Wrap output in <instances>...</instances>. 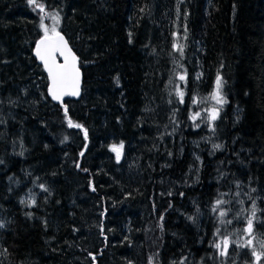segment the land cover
Masks as SVG:
<instances>
[{
    "label": "trees",
    "instance_id": "trees-1",
    "mask_svg": "<svg viewBox=\"0 0 264 264\" xmlns=\"http://www.w3.org/2000/svg\"><path fill=\"white\" fill-rule=\"evenodd\" d=\"M37 3L0 0V264H239L264 217V0ZM53 20L82 75L63 107L32 56ZM218 76L211 152L190 114Z\"/></svg>",
    "mask_w": 264,
    "mask_h": 264
},
{
    "label": "rangeland",
    "instance_id": "rangeland-1",
    "mask_svg": "<svg viewBox=\"0 0 264 264\" xmlns=\"http://www.w3.org/2000/svg\"><path fill=\"white\" fill-rule=\"evenodd\" d=\"M44 16V14H43ZM51 25V24H50ZM50 31V32H49ZM48 36H54L56 35V33H58V22H56L55 20L52 21V25H51V30L46 29L44 31V34H46ZM179 81H181V78H178ZM224 86L222 81H219V84L217 83V79L213 88V91L211 92L210 95L202 98V99H195V103L193 102V106H194V110L191 112L190 114V118L191 121L194 125V128L199 129L200 127H204L205 126V130H209V132L212 135V142L209 146V149L211 152H213L215 149L221 150L222 147L220 148H214V145H221L222 146V141H221V137H220V133H218L219 131V126L217 128V123L220 120L221 114L225 108L226 105V100H225V95L223 92ZM178 99L180 101H182L183 96L179 95L178 93H176ZM213 96H216L218 99H220V103H217L216 99H212ZM157 112V111H156ZM197 113L199 115H197ZM215 114L216 115V119L213 120L211 119V116ZM166 116L165 120L163 121L162 116ZM156 117V120L164 125L162 127H158L155 129H150L149 127H147L148 130V134L149 135H153L159 139H163L167 136H169L170 131H169V122H168V118H167V114H166V110L165 108H162L160 110V115L159 117L157 115H154ZM196 116V119H193L192 117ZM122 150V148L120 149ZM121 161V159H119L117 162L119 163ZM128 168L130 165V162L127 164ZM245 202V201H243ZM242 206V211L240 215H238L239 218H245L246 214L243 213V205L244 204H240ZM252 207V206H251ZM252 216V221L258 223L259 227L258 228H254L251 226L250 230H249V226H247V228L244 231L243 236L241 237V240L243 241V244H245L249 239H252V245L245 247L243 246V250L241 252V260L239 264H264V249H262L259 245V242L261 240H264V217L263 216H254L251 213L250 214ZM249 215V216H250ZM195 220V218H193ZM194 220H191L192 222ZM219 244H221V248H219V255H221V252H227V247H225L224 245V241L220 242ZM228 246V245H227ZM255 248L256 253L259 255V260H257V257L255 255H253L252 249ZM226 255V254H225ZM225 255H221L222 257H224ZM182 264H185L182 263Z\"/></svg>",
    "mask_w": 264,
    "mask_h": 264
},
{
    "label": "snow or ice",
    "instance_id": "snow-or-ice-1",
    "mask_svg": "<svg viewBox=\"0 0 264 264\" xmlns=\"http://www.w3.org/2000/svg\"><path fill=\"white\" fill-rule=\"evenodd\" d=\"M30 4H35L36 7L40 8L41 11H43V4L37 3V0H29ZM40 46H43L41 48ZM54 52H59L61 56L65 58L64 64H57L52 57V54ZM37 56L40 57L41 60L44 61V64L49 72V75L52 80V87L50 88L51 95L54 99H61L63 95H77V87H78V78H79V69L76 67V60L77 57L74 54H71V49L67 47V41L64 39L60 33H56L55 37H49L47 35V32L45 34V37L39 41L38 47L36 49ZM71 54V63H69V55ZM182 54V50H181ZM51 61V63H50ZM181 79L184 77L181 76ZM220 77H217V83L219 84ZM182 95V94H181ZM212 99H216L217 103H220V99H218L216 96H213ZM196 102L195 100L193 101ZM65 113H67V107L64 109ZM197 115H199L197 113ZM193 119H196V116L192 117ZM211 119L215 120L216 115L213 114L211 116ZM69 125L74 127H81L79 124L73 125L72 121L69 119ZM214 148H220L221 145H214ZM117 159H119V156H117ZM253 191H255L253 189ZM223 203V201L218 200L217 205H220ZM215 211V208L213 209ZM221 216L225 215L224 211L220 212ZM253 216H255V205H253ZM249 224V230L251 228L252 221H248ZM4 225L0 223V227H3ZM219 231V230H218ZM229 241L227 238L224 240V245L227 247ZM252 245V239H249L245 244L242 246L248 247ZM259 245L262 249H264V240H261L259 242ZM216 248H221V244L217 243L215 244ZM253 255L257 257V260H259V255L256 253L255 248L252 249ZM226 252H221V255H225Z\"/></svg>",
    "mask_w": 264,
    "mask_h": 264
},
{
    "label": "water",
    "instance_id": "water-1",
    "mask_svg": "<svg viewBox=\"0 0 264 264\" xmlns=\"http://www.w3.org/2000/svg\"><path fill=\"white\" fill-rule=\"evenodd\" d=\"M60 35H62V34H60ZM62 36H63V35H62ZM51 37H55V35H54V36H51ZM63 37H64V36H63ZM43 38H44V37H43ZM43 38H41L39 41H41ZM64 39H65V37H64ZM65 40H66V39H65ZM39 41H37V43L35 44V46H34V48H33L32 56H33L34 60L36 61L37 65H38L39 67L42 68L43 73H44V75H45L46 78H47V83H48L47 96H48V99L51 101V103H52L53 105L58 106V107H63V104H64L65 102H68V101H69V102H77V101H79V100L81 99V96H82V92H81V90H82V85H81V82H82V75H81V71H80V69H79L78 60H76V67L79 69V78H78V87H77L78 94H77V95H63V96L61 97V99H59V100L54 99L53 96L51 95V92H50V88L52 87V80H51V77H50V75H49V72H48V70H47L45 64H44V61L41 60L40 57L37 56V54H36V49H37V47H38V43H39ZM40 47L43 48V46H40ZM67 47L69 48L68 43H67ZM69 49H70V48H69ZM71 54H74V53L72 52V50H71ZM71 54H68V55H69V61H68L69 63H71ZM74 55H75V54H74ZM52 57L54 58V60H55V62H56L57 64H61V65H62V64L65 63V58H64L63 56H61V55L59 54V52H54V53L52 54ZM50 63H51V61H50ZM116 155L119 156V155H120V152L117 151V152H116Z\"/></svg>",
    "mask_w": 264,
    "mask_h": 264
}]
</instances>
